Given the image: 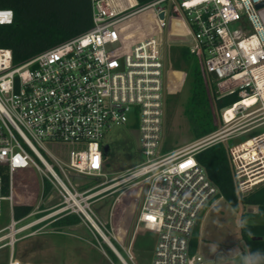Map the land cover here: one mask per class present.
<instances>
[{
  "label": "built area",
  "instance_id": "obj_1",
  "mask_svg": "<svg viewBox=\"0 0 264 264\" xmlns=\"http://www.w3.org/2000/svg\"><path fill=\"white\" fill-rule=\"evenodd\" d=\"M90 1L92 27L85 33L19 65L10 49L0 48V214L5 202L12 211L7 233L0 235V248L11 249L7 264H34L15 258L14 247L22 238L17 235L48 218L70 214L91 231L111 264L103 245L128 264L115 244L120 243L134 263L131 244L141 226L157 234L152 264H208L190 252V241L200 215L219 191L196 154L237 137L226 134V128L244 112L261 111L263 121L257 126L262 130L229 148L233 176L241 195L264 183V7H256L264 0ZM148 12L154 15L157 33L132 38L124 23ZM13 22V11L0 9V26ZM165 30L189 39V49L216 85L218 99L238 94L240 100L223 109V127L216 132L162 155L165 63L157 35ZM253 98L254 103L240 105ZM129 121L139 130L144 161L126 179H144L147 188L132 238L123 245L91 208L92 199L112 187L79 192L72 178L105 176V134ZM47 144L84 148L70 151L65 161ZM28 169L49 182L59 202L47 217L17 227L22 220L13 217L14 172Z\"/></svg>",
  "mask_w": 264,
  "mask_h": 264
},
{
  "label": "rangeland",
  "instance_id": "obj_2",
  "mask_svg": "<svg viewBox=\"0 0 264 264\" xmlns=\"http://www.w3.org/2000/svg\"><path fill=\"white\" fill-rule=\"evenodd\" d=\"M124 30L134 39L150 36L157 33V25L152 12L142 14L124 23ZM236 27V26H235ZM162 41V57L165 63L164 76V124L161 154L166 155L175 150L194 144L208 135L197 139L192 130V124L186 113L190 97L192 78L186 69L183 49L192 55V61H201L189 49V39L184 34L168 35L167 30L159 33ZM201 67V74L210 94L211 113L213 122L223 127V109L219 110L211 98H215L213 82L208 78ZM257 105L255 108H258ZM263 114L257 111L252 115L239 114L226 128V134L236 136L224 141L228 150L233 145L242 143L259 133V125ZM103 145L109 146L105 159V176L74 177L72 182L79 192L98 191L108 187L110 190L92 199L91 208L98 218L109 228H113L115 235L127 245L132 238L133 227L144 197L147 181L144 179L126 181V177L142 164L144 158L140 148V133L138 128L129 121L125 125L114 126L103 139ZM48 148L62 160H68L70 151L81 150V145L47 144ZM50 164H54L45 153ZM56 171L63 177L60 170ZM39 183V198L33 211L21 221L17 227L42 219L50 215L51 208L59 202L55 190L49 182H43L39 172L33 171ZM125 179V181H124ZM128 179V178H127ZM261 184L256 188L263 186ZM255 188V189H256ZM132 198L126 214L121 222H116L120 201ZM259 211L257 206H243L236 211L224 199L215 197L200 215L194 229L192 240L196 242V253L201 255L208 264H249V253L244 242L240 227L243 224L264 223V219L254 217ZM33 214V215H31ZM245 215V216H244ZM64 216L48 218L29 230L18 234L21 238L14 247V256L21 262L34 264H111L103 256L100 244L91 231L80 220L79 223L57 226L54 222ZM253 217V218H252ZM250 218V219H249ZM12 221V211L9 203L3 204L0 214V235L7 233V227ZM34 235L25 237L28 233ZM157 241V234L144 229L142 226L133 236L131 253L134 263H131L120 243H115L121 255L128 264H152L153 249ZM103 249L114 264H121L107 246ZM11 249L0 248V264H7Z\"/></svg>",
  "mask_w": 264,
  "mask_h": 264
},
{
  "label": "trees",
  "instance_id": "obj_3",
  "mask_svg": "<svg viewBox=\"0 0 264 264\" xmlns=\"http://www.w3.org/2000/svg\"><path fill=\"white\" fill-rule=\"evenodd\" d=\"M151 0H139L146 3ZM0 9H11L14 22L0 26V48L12 51L15 65L25 63L33 57L51 48L73 39L92 27V4L90 0H0ZM173 29L176 30L173 24ZM185 67L192 78L190 97L186 113L192 124L197 139L212 134L219 129L213 122L210 94L202 77L198 60L192 61V55L183 49ZM214 91L216 85L213 83ZM219 110L230 107L240 100L238 94L223 99L211 98ZM197 162L204 168L210 181L219 193L217 198H224L234 210L243 206H257L254 217L264 219V185L246 195H241L236 186L228 147L224 142L216 143L196 154ZM5 173V170H4ZM6 185L7 173L3 174ZM264 184V183H263ZM7 192V191H6ZM39 198V183L32 170L14 172L13 217L20 220L27 217L34 209ZM132 198L120 201L116 222L120 223ZM245 216V215H244ZM253 218V217H252ZM250 219V218H249ZM80 222L76 215H66L54 222L55 225H71ZM241 236L249 253V264H264V223L243 224ZM261 237V240L255 239ZM196 242L191 239L190 252L196 253Z\"/></svg>",
  "mask_w": 264,
  "mask_h": 264
},
{
  "label": "water",
  "instance_id": "obj_4",
  "mask_svg": "<svg viewBox=\"0 0 264 264\" xmlns=\"http://www.w3.org/2000/svg\"><path fill=\"white\" fill-rule=\"evenodd\" d=\"M257 8H262L264 7V1L259 3L257 6ZM160 18H164V14H161L160 15ZM109 152V146L105 145L104 148H103V153H104V156L106 157L107 153ZM255 239H258V240H261L262 238L259 237V238H255Z\"/></svg>",
  "mask_w": 264,
  "mask_h": 264
},
{
  "label": "bare ground",
  "instance_id": "obj_5",
  "mask_svg": "<svg viewBox=\"0 0 264 264\" xmlns=\"http://www.w3.org/2000/svg\"><path fill=\"white\" fill-rule=\"evenodd\" d=\"M255 99H249V100H246L244 103H240V105H250L251 103H254ZM230 113H233V112H230ZM132 178H129V179H126V181L128 180H131ZM109 189H107L106 191H108Z\"/></svg>",
  "mask_w": 264,
  "mask_h": 264
},
{
  "label": "snow or ice",
  "instance_id": "obj_6",
  "mask_svg": "<svg viewBox=\"0 0 264 264\" xmlns=\"http://www.w3.org/2000/svg\"><path fill=\"white\" fill-rule=\"evenodd\" d=\"M149 219H151V218H149Z\"/></svg>",
  "mask_w": 264,
  "mask_h": 264
}]
</instances>
